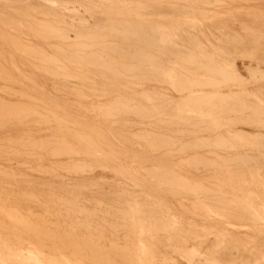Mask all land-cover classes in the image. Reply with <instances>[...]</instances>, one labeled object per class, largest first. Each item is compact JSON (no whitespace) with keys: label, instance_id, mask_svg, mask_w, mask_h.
<instances>
[{"label":"rangeland","instance_id":"obj_1","mask_svg":"<svg viewBox=\"0 0 264 264\" xmlns=\"http://www.w3.org/2000/svg\"><path fill=\"white\" fill-rule=\"evenodd\" d=\"M109 42L148 54L127 60ZM0 64V264H264V0H0Z\"/></svg>","mask_w":264,"mask_h":264},{"label":"bare ground","instance_id":"obj_2","mask_svg":"<svg viewBox=\"0 0 264 264\" xmlns=\"http://www.w3.org/2000/svg\"><path fill=\"white\" fill-rule=\"evenodd\" d=\"M1 1H2V0H1ZM11 1H12V0H11ZM34 1H35V0H34ZM71 1H72V0H71ZM37 2H38V1H37ZM40 2H41V1H40ZM129 3H130V2H129ZM81 4H82V3H81ZM33 5H35V4H33ZM44 5H46V4H44ZM37 6H38V5H37ZM87 6H88V5H87ZM90 6H91V4H90ZM24 7H25V6H24ZM27 7H28V5H27ZM31 7H32V6H31ZM38 7H39V6H38ZM91 7H93V6H91ZM106 7H107V6H106ZM28 8H29V7H28ZM93 8H94V7H93ZM93 8H92V9H93ZM34 9H35V6H34ZM4 10L6 11V9H4ZM13 10H15V9H13ZM19 10H20V9H19ZM19 10H18V11H19ZM29 10H30V8H29ZM40 10H41V9H40ZM43 10H44V9H43ZM95 10H98V9L96 8ZM101 10H102V9H101ZM101 10H100V11H101ZM11 11H12V9H11ZM38 11H39V10H38ZM46 11H48V10H46ZM46 11L44 12V14L46 13ZM75 11H76V10H75ZM78 11H79V10H78ZM111 11H112V10H111ZM6 12H7V11H6ZM23 12H24V11H23ZM23 12H21V13H23ZM34 12H35V11H34ZM39 12H40V11H39ZM55 12H56V11H55ZM79 12H80V11H79ZM79 12H77V13H79ZM141 12H142V11H141ZM200 12H201V11H200ZM4 13H5V12H4ZM10 13H11V12H10ZM15 13L17 14V12H15ZM19 13H20V12H19ZM24 13H25V12H24ZM24 13H23V14H24ZM32 13H33V12H32ZM49 13H50V12H49ZM52 13H53V11H52ZM73 13H74V12H73ZM86 13H87V12H86ZM40 14H41V12H40ZM46 14H47V13H46ZM53 14H54V13H53ZM56 14H58V13H56ZM75 14H76V13H75ZM75 14H73V15H75ZM83 14H84V12H83ZM87 14H88V13H87ZM139 14H140V13H139ZM25 15H26V14H25ZM36 15H37V14H36ZM42 15H43V14H42ZM48 15H50V14H48ZM60 15H61V14H60ZM60 15H59V16H60ZM68 15H69V14H68ZM84 15H85V14H84ZM84 15H83V16H84ZM92 15H93V14H92ZM92 15H91V16H92ZM7 16H8V15H7ZM13 16H14V14H13ZM15 16H16V15H15ZM26 16H31V17H32L31 19H33V16H34V15L32 16V15H30V13H29V15H26ZM45 16H46V15H45ZM57 16H58V15H57ZM64 16H65V15H64ZM99 16H100V15H99ZM105 16H106V15H105ZM252 16H253V15H252ZM8 17H9V16H8ZM19 17H21V16H19ZM24 17H25V16H24ZM43 17H44V16H43ZM51 17H52V16H51ZM53 17H55V15H53ZM74 17L76 18V16H74ZM74 17H73V18H74ZM84 17H85V16H84ZM9 18H10V17H9ZM11 18H12V17H11ZM29 18H30V17H29ZM34 18H35V17H34ZM36 18H38V17L36 16ZM47 18H48V17H47ZM65 18H66V17H65ZM85 18H86V17H85ZM90 18H91V17H90ZM95 18L97 19V17H95ZM13 19H14V18H13ZM54 19H56V18H54ZM78 19L80 20V18H78ZM82 19H84V18H82ZM98 19H99V18H98ZM16 20H21V19H16ZM24 20H25V19H24ZM33 20H34V19H33ZM56 20H58V19H56ZM60 20H61V19H60ZM60 20H59V21H60ZM62 20H63V19H62ZM62 20H61V21H62ZM84 20H85V19H84ZM88 20H89V19H88ZM100 20H101V19H100ZM114 20H115V19H114ZM30 21H32V20H30ZM54 21H55V20H54ZM81 21H82V20H81ZM95 21H96V20H95ZM106 21H107V20H106ZM9 22H10V21H9ZM21 22H22V20H21ZM23 22H24V21H23ZM82 22H84V21H82ZM100 22H101V21H100ZM100 22H99V23H100ZM107 22H108V21H107ZM117 22H118V21H117ZM27 23H28V22H27ZM35 23H36V22H35ZM63 23H64V21H63L61 24H60V23H59V24H60V25H63ZM72 23H73V22H72ZM75 23H76V22H75ZM78 23H80V22H78ZM23 24H24V23H23ZM25 24H26V23H25ZM56 24H57V23H56ZM69 24H70V23H69ZM73 24H74V23H73ZM86 24H87V21H86ZM94 24H95V23H94ZM94 24H93V25H94ZM100 24H101V23H100ZM43 25H44V24H43ZM57 25H58V24H57ZM64 25H67V24H64ZM76 25H78V24H76ZM81 25H82V24H80V27H81ZM103 25H104V23H103ZM103 25H102V26H103ZM122 25H123V24H122ZM22 26H23V25H22ZM30 26H31V23H30ZM30 26H27V27L31 28ZM46 26H47V24H46ZM49 26H50V25H49ZM51 26H52V25H51ZM51 26H50V28H51ZM83 26H84V25H83ZM98 26H99V25H98ZM135 26H136V25H135ZM184 26H185V25H184ZM27 27H26V29H27ZM58 27H59V26H58ZM69 27H70V25H69ZM123 27H124V26H123ZM140 27H141V26H140ZM145 27H146V26H145ZM187 27H189V26H187ZM41 28H42V27H41ZM52 28H53V27H52ZM65 28H66V27H65ZM65 28H64V29H65ZM73 28H74V27H73ZM76 28H77V27H76ZM83 28H84V27H83ZM103 28H104V27H103ZM107 28H108V27H107ZM124 28H125V27H124ZM141 28H142V30L144 29L143 27H141ZM191 28H192V27H191ZM45 29H46V28H45ZM62 29H63V28H62ZM69 29H70V28H69ZM69 29H68V30H69ZM71 29H72V27H71ZM79 29H80V28H79ZM79 29L77 30V32L80 31ZM86 29H87V28H86ZM88 29H89V28H88ZM109 29H110V28H109ZM112 29H113V28H112ZM28 30H29V29H28ZM36 30H37V29H36ZM42 30H43V29H42ZM53 30H54V28H53ZM56 30H57V29H56ZM84 30H85V29H84ZM105 30H106V28H105ZM105 30H104V31H105ZM121 30H122V29H121ZM121 30H120V32H121ZM127 30H130V29H127ZM147 30L150 31L149 29H147ZM192 30H193V29H192ZM31 31H32V30H31ZM48 31H49V28H48ZM60 31H61V30H60ZM73 31H74V30H73ZM99 31H100V30H99ZM102 31H103V30H102ZM116 31H117V30H116ZM196 31H197V30H196ZM196 31H195V32H196ZM219 31H220V30H219ZM219 31H218V32H219ZM251 31H252V30H251ZM35 32H36V31H35ZM44 32H45V31H44ZM46 32H47V31H46ZM46 32H45V33H46ZM62 32H63V31H61V33H62ZM85 32H86V31H85ZM90 32H92V30H90ZM90 32H89V33H90ZM93 32H94V31H93ZM97 32H98V31H97ZM111 32H112V31H111ZM114 32H115V31H114ZM153 32H154V34L158 35V37H159V36H161L162 38H163V37H165V38L168 37V36H166V34H167V31H166V30H162V29H160V28H156V30H154ZM221 32H222V31H221ZM37 33H38V32H37ZM45 33H44V34H45ZM55 33H56V32H55ZM55 33H53V34H55ZM65 33H66V32H65ZM68 33H69V31H68ZM70 33H71V32H70ZM80 33H81V32H80ZM104 33H105V32H104ZM122 33H123V32H122ZM122 33H121V38L123 37L122 35H124V34H122ZM132 33H133V31H132ZM140 33H141V30H140ZM150 33H151V32H150ZM175 33H176V32H175ZM184 33H185V32H184ZM186 33H187V32H186ZM49 34H50V32H49ZM51 34H52V33H51ZM115 34H116V36H117V33H115ZM115 34H114V35H115ZM128 34H129V33L127 32L126 35H124V36H126L125 38H126L129 42H137V43H138L139 41H142V38H141V40H140V38H139V39L136 41L137 38L135 39L134 37H127V36H131V34H129V35H128ZM137 34H138V33H137ZM36 35L39 36V34H36ZM55 35H56V34H55ZM55 35H53V36H55ZM61 35H62V34H61ZM66 35H67V34H66ZM66 35H65V37H66ZM74 35H76V33H75ZM78 35L80 36L81 34H78ZM102 35H103V36L105 35V37L108 36L107 32H106V34H102ZM109 35H110V37H111L110 39H115V38H112V33L109 32ZM114 35H113V36H114ZM143 35H144V33H142V37H144ZM168 35H170V34H168ZM210 35H211V34H210ZM50 36H51V35H50ZM58 36H59V35H58ZM99 36H100V35H99ZM134 36H135V33H134ZM150 36H151V35H150ZM44 37H45V36H44ZM55 37H56V36H55ZM55 37H54V38H55ZM62 37H63V36H62ZM77 37H78V36H77ZM82 37H84V35H82ZM87 37H88V36H87ZM87 37H86V38H87ZM118 37H120V34H119ZM136 37H138V36H136ZM158 37H157V38H158ZM41 38H42V37H41ZM66 38H67V37H66ZM69 38H71V37H69ZM78 38H79V37H78ZM89 38H90V36H89ZM99 38H100V37H99ZM103 38H104V37H103ZM123 38H124V37H123ZM123 38H122V39H123ZM129 38H130V39H129ZM155 38H156V37H155ZM46 39H47V38H46ZM46 39H45V40H46ZM48 39H50V38H48ZM63 39H64V37H63ZM81 39H82V38H81ZM81 39H80V40H81ZM84 39H85V38H84ZM118 39H119V38H118ZM146 39H147V36H145L143 40H145V42L148 43V41H146ZM160 39H161V38H160ZM17 40H18V39H17ZM17 40H16V42H18ZM23 40H24V39H23ZM45 40H43V41H45ZM86 40H87V39H86ZM90 40H91V39H90ZM93 40H94V39H93ZM95 40H96V38H95ZM105 40H106V38H105ZM116 40H117V38H116ZM119 40H120V39H119ZM131 40H132V41H131ZM150 40H151V39H150ZM166 40H168V39H166ZM205 40H206V39H205ZM218 40H219V39H218ZM13 41H14V40H13ZM50 41H51V40H50ZM62 41H63V40H62ZM65 41H66V40H65ZM87 41H89V40H87ZM128 41H127V42H128ZM155 41H156V40H155ZM155 41H154V42H155ZM168 41H169V40H168ZM170 41H171V40H170ZM170 41H169V42H170ZM16 42H15V43H16ZM92 42H93V41H92ZM96 42H98V41H96ZM122 42H123V41H122ZM145 42H144V43H145ZM11 43H12V42H11ZM70 43H71V42H70ZM112 43H113V42H112ZM115 43H116V42H115ZM150 43L153 44L152 42H150ZM155 43H156V44H154V45H157V42H155ZM162 43H163V42H162ZM199 43H200V42H199ZM12 44H13V43H12ZM60 44H61V43H60ZM83 44H84V43H83ZM102 44H103V43H102ZM104 44H105V43H104ZM106 44H107V43H106ZM109 44H110V42H109ZM145 44H146V43H145ZM165 44H166V43H165ZM58 45H59V44H58ZM73 45H74V44H73ZM92 45H93V44H92ZM97 45H98V44H97ZM99 45H100V44H99ZM115 45H116V44H115ZM115 45H114V46H115ZM118 45H119V44H118ZM132 45H134V44H132ZM132 45H131V47H129V46L112 47L111 44H110L111 47H110V46L105 47L106 45H105V46L103 45V48H104V50H105V49H106V50H109V48H110L111 50L113 49L112 51H111V50H109V51H106V50H105V51H106V52H109V53H110V52H111V53L114 52L115 54H119L121 58L124 57V59H127V60L132 59V60H134V61H135V58H138V60H140V59L142 58L143 53H144L145 55L148 54V52L145 53V50H144V52H143V48L140 49L137 45H136L137 47H136L135 45H134V46H132ZM138 45H139V44H138ZM143 45H144V44H142V46H143ZM146 45H147V44H146ZM161 45H162V44H161ZM16 46H17V45H16ZM68 46H69V45H67L66 47H68ZM71 46H72V45H71ZM85 46H86V45H85ZM93 46H94V45H93ZM93 46H91V47H93ZM101 46H102V45H101ZM147 46H149V45H147ZM150 46H151V45H150ZM55 47H56V45H55ZM81 47H83L82 44H81ZM81 47H80V48H81ZM86 47H89V46L87 45ZM108 47H109V48H108ZM181 47H182V46H180V48H181ZM17 48H18V47H17ZM75 48H78V46H77V47H74L73 49H75ZM95 48H98V47H95ZM103 48H102V50H103ZM154 48H155V47H154ZM158 48H159V47H158ZM163 48H164V47H163ZM165 48H166V47H165ZM180 48H179V49H180ZM199 48H200V47H199ZM39 49H40V48H39ZM55 49H56V48H55ZM71 49H72V47H71ZM73 49H72V50H73ZM86 49H87V48H86ZM139 49L142 50V51H140ZM144 49H145V48H144ZM19 50H20V49H19ZM41 50H43V49H41ZM56 50H57V49H56ZM84 50H85V48H84ZM146 50H147V49H146ZM166 50H167V49H166ZM38 51H39V50H38ZM86 51H87V50H86ZM99 51H100V50H99ZM153 51H154V50H153ZM153 51H152V52H153ZM216 51H217V50H216ZM19 52H20V51H19ZM45 52H46V51H45ZM47 52H48V51H47ZM66 52H67V51H66ZM79 52H81V51H79ZM79 52H78V53H79ZM139 52H140V53H139ZM141 52H143V53L141 54ZM158 52H159V51H158ZM170 52H171V51H170ZM172 52H173V51H172ZM174 52H175V51H174ZM180 52H181V51H180ZM202 52H203V51H202ZM86 53H87V52H86ZM86 53H85V54H86ZM101 53H102V51H101ZM150 53H151V52H150ZM150 53H149V54H150ZM155 53H156V52H155ZM155 53L153 54V56L155 55ZM160 53H161V52H160ZM160 53H159V54H160ZM183 53H184V52H183ZM28 54H29V53H28ZM37 54H39V53L37 52ZM37 54H36V55H37ZM41 54H42V53H41ZM69 54H70V52H69ZM71 54H72V53H71ZM73 54H74V53H73ZM75 54H77V53H75ZM83 54H84V53H83ZM91 54H92V53H91ZM94 54H95V53H94ZM94 54H93V56H94ZM96 54H97V52H96ZM151 54H152V53H151ZM151 54H150V55H151ZM163 54H164V53H163ZM163 54H162V55H163ZM172 54H173V53H172ZM39 55H40V54H39ZM63 55H64V53H63ZM65 55H66V54H65ZM77 55H79V54H77ZM104 55H105V54H104ZM111 55H112V54H111ZM111 55H110V56H111ZM150 55H149V56H150ZM160 55H161V54H160ZM168 55H169V54H168ZM168 55H167V56H168ZM185 55H186V54H185ZM187 55H188V54H187ZM46 56H47V55H46ZM66 56H67V55H66ZM66 56H63V58L66 57ZM74 56H75V55H74ZM81 56H82V55H81ZM81 56H80V57H81ZM84 56H85V55H84ZM89 56H90V55L88 54L87 57H89ZM106 56H107V54H106ZM110 56H109V54H108V56H107V57H109V60H110L111 57H112V56H111V57H110ZM114 56H115V55H114ZM153 56H152V57H153ZM44 57H45V56H44ZM68 57L70 58L69 55H68ZM72 57H73V55H72ZM72 57H71V60H73V58H75L76 56L73 57V58H72ZM77 57L79 58V56H77ZM87 57H84V58H87ZM107 57H106V58H107ZM139 57H140V59H139ZM143 57H144V55H143ZM145 57H146V56H145ZM165 57H166V56H165ZM169 57H170V56H169ZM173 57H174V56H173ZM153 58H154V57H153ZM166 58H167V57H166ZM178 58H179V57H178ZM245 58H246V57H245ZM36 59H37V58H36ZM67 59H68V58H67ZM80 59H81V58H80ZM80 59H78V60H80ZM88 59H89V58H88ZM88 59H87V61H88ZM118 59H120V58H118ZM124 59H123V60H124ZM147 59L149 60L150 57L147 58ZM151 59H152V58H151ZM235 59H236V58H235ZM89 60H90V59H89ZM93 60H94V59H93ZM93 60H92V61H93ZM107 60H108V59H107ZM112 60H113V57H112L111 61H112ZM136 60H137V59H136ZM138 60H137V62H138ZM142 60H143V59H142ZM142 60H141V61H142ZM148 60H147V61H148ZM161 60H162V59H161ZM185 60H186V59H185ZM233 60H234V59H233ZM51 61H52V60H51ZM75 61H76V60H75ZM80 61H81V60H80ZM98 61H99V60H98ZM111 61H110V62H111ZM113 61H114V60H113ZM147 61H145L144 63H146ZM157 61H159V60H157ZM157 61H156V62H157ZM163 61H164V60H163ZM166 61H167V60H166ZM168 61H169V60H168ZM99 62H100V61H99ZM105 62H106V61L104 60V63H105ZM110 62H109V65L111 64ZM148 62H149V61H148ZM150 62H151V61H150ZM152 62H153V61H152ZM152 62H151V63H152ZM160 62L162 63V61H160ZM173 62H174V61H173ZM49 63H50V62H49ZM76 63H77V62H76ZM79 63H80V62H79ZM79 63H78V64H79ZM91 63H92V62H91ZM91 63H90V64H91ZM94 63H96V61H95ZM115 63H116V61H115ZM138 63H140V62H138ZM141 63H143V62H141ZM158 63H159V62H158ZM158 63H157L156 66H158ZM163 63H164V62H163ZM182 63H183V62H182ZM11 64H12V63H11ZM20 64H21V63H20ZM99 64H100V63H99ZM116 64H117V63H116ZM149 64H150V63H149ZM164 64H165V63H164ZM0 65L3 66L2 64H0ZM22 65H23V64H22ZM34 65H35V64H34ZM79 65H80V64H79ZM81 65H82V62H81ZM83 65H84V64H83ZM91 65H92V64H91ZM93 65H95V64H93ZM93 65H92V66H93ZM104 65H105V64H104ZM104 65H101V67L103 66V69H104ZM146 65H147V63H146ZM150 65H151V64H150ZM160 65H161V64H160ZM166 65H167V64H166ZM14 66H15V65H14ZM87 66H88V65H87ZM96 66H97V65H96ZM107 66H108V65H106V67H107ZM110 66H111V65H110ZM112 66H113V65H112ZM127 66H128V65H127ZM152 66H154V65L152 64ZM164 66H165V65H164ZM188 66H189V65H188ZM202 66H203V65H202ZM125 67H126V66H125ZM125 67H124V68H125ZM129 67H130V66H129ZM146 67H147V66H146ZM150 67H151V66H150ZM38 68H39V67H38ZM107 68H108V67H107ZM109 68H110V67H109ZM116 68H117V67H116ZM158 68H159V67H158ZM158 68H157V69H158ZM160 68H161V67H160ZM162 68H163V65H162ZM184 68H185V67H184ZM216 68H217V67H216ZM135 69H136V68H135ZM137 69H138V68H137ZM204 69H205V68H204ZM218 69H219V68H218ZM6 70H7V69H6ZM49 70H50V69H49ZM62 70H63V69H62ZM106 70H108V69H106ZM106 70H105V71H106ZM126 70H128V69L126 68ZM129 70H130V68H129ZM133 70H134V69H133ZM140 70H141V69H140ZM140 70H138V71H140ZM155 70H156V69H154V71H155ZM190 70H191V69H190ZM194 70H195V69H194ZM50 71H51V70H50ZM110 71H111V70H110ZM112 71H115V70H112ZM136 71H137V70H136ZM141 71L144 72V70H141ZM141 71H140V72H141ZM147 71H148V70H147ZM150 71H151V70H150ZM158 71H159V69H158ZM178 71H179V70H178ZM215 71H216V70H215ZM226 71H227V70H226ZM42 72H43V71H42ZM123 72H124V71H123ZM131 72H132V71H131ZM151 72H152V71H151ZM151 72H148V73H151ZM25 73H26V72H25ZM121 73H122V72H121ZM158 73H159V72H158ZM186 73H187V72H186ZM255 73H256V72H255ZM1 74H2V73H1ZM8 74H9V73H8ZM131 74H132V73H131ZM155 74H157V72H155ZM159 74H160V73H159ZM161 74H162V73H161ZM161 74H160V75H161ZM5 75H7V74H5ZM107 75H108V74H107ZM118 75H119V74H118ZM149 75H150V74H149ZM151 75H152V74H151ZM160 75H159V76H160ZM9 76H10V75H9ZM11 76H12V75H11ZM11 76H10V77H11ZM51 76H52V75H51ZM135 76H136V75H135ZM138 76H139V75H138ZM138 76H137V77H138ZM152 76H153V75H152ZM152 76H151V77H152ZM225 76H226V74H225ZM260 76H261V75H260ZM10 77H9V78H10ZM54 77H55V76H54ZM63 77H64V76H63ZM67 77H68V76H67ZM117 77H118V76H117ZM123 77H124V76H123ZM127 77H129V76H127ZM130 77H131V79H132V76H130ZM140 77H141V76H140ZM142 77H143V76H142ZM146 77H147V76H146ZM155 77H158V76H155ZM155 77L153 76V78H155ZM239 77H240V76H239ZM262 77H263V76H262ZM25 78H26V77H25ZM134 78H135V77H134ZM149 78H150V77H149ZM158 78H162V77H158ZM158 78H155V79H158ZM226 78H227V76H226ZM229 78H230V77H229ZM250 78H251V77H250ZM0 79H1V78H0ZM11 79H12V78H11ZM29 79H30V78H29ZM70 79H71V78H70ZM138 79H141V78H138ZM143 79H144V77H143ZM151 79H152V78H151ZM151 79H150V81H151ZM163 79H166V78H163ZM163 79H161V80H163ZM4 80H5V79H4ZM31 80H32V79H31ZM31 80H30V81H31ZM37 80H38V79H37ZM90 80H91V79H90ZM241 80H242V79H241ZM11 81H12V80H11ZM15 81H16V80H15ZM143 81H144V80H143ZM145 81H146V80H145ZM178 81H179V80H178ZM13 82H14V81H12V83H13ZM153 82H154V81H153ZM156 82H158V81L156 80ZM159 82H160V80H159ZM161 82H162V81H161ZM165 82H166V81H165ZM211 82H212V81H211ZM234 82H235V81H234ZM12 83H11V84H12ZM36 83H37V82H36ZM214 83H215V82H214ZM17 84H19V83H17ZM163 84H164V83H163ZM185 84H186V83H185ZM209 84H210V83H209ZM19 85H20V84H19ZM187 86H188V85H187ZM5 87H6V86H5ZM10 87H11V86H10ZM180 87H181V86H180ZM194 87H195V86H194ZM6 88H7V87H6ZM197 88H198V87H197ZM4 89H5V88H4ZM17 89H18V88H17ZM20 90H21V89H20ZM186 90H187V89H186ZM186 90H185V91H186ZM188 90H189V89H188ZM10 91H11V90H10ZM15 92H16V90H15ZM243 92H244V91H243ZM3 93H4V92H3ZM24 93H25V92H24ZM63 93H64V92H63ZM5 94H6V93H5ZM26 94H28V93H26ZM213 94H214V93H213ZM15 95H16V94H15ZM235 95H236V94H235ZM214 96H215V95H214ZM26 97H27V96H26ZM138 97H140V96H138ZM145 97H146V96H145ZM198 97H199V96H198ZM31 98H33V97H31ZM83 98H84V97H83ZM89 98H90V97H89ZM119 98H120V97H119ZM146 98H147V97H146ZM146 98H145V99H146ZM204 98H205V97H204ZM210 98H211V97H210ZM215 98H216V97H215ZM129 99H130V98H128V100H129ZM136 99H137V98H136ZM197 99H198V98H197ZM154 100H155V98H154ZM200 100H201V99H200ZM132 101H134V100H132ZM17 102H18V101H17ZM20 102H21V101H20ZM37 102H38V101H37ZM42 102H43V101H42ZM129 102H130V101H129ZM151 102H153V101H151ZM164 102H166V101H164ZM119 103H120V102H119ZM131 103H132V102H131ZM134 103H135V102H134ZM137 103H138V102H137ZM182 103H183V102H182ZM20 104H21V103H20ZM22 104H23V103H22ZM44 104H45V103H44ZM126 104H128V103H126ZM179 104H180V103H179ZM4 105H5V104H4ZM9 105H10V104H9ZM26 105H27V104H26ZM37 105H38V104H37ZM120 105H121V104H120ZM165 105H166V104H165ZM174 105H175V103H174ZM191 105H192V104H191ZM12 106H13V105H12ZM27 106H28V105H27ZM92 106H93V105H92ZM125 106H126V105H124V108H125ZM128 106H130V103L128 104ZM208 106H209V105H208ZM8 107H9V106H8ZM16 107H17V106H16ZM18 107H19V106H18ZM18 107H17V108H18ZM126 107H127V106H126ZM130 107H131V106H130ZM156 107H157V106H156ZM9 108H10V107H9ZM28 108H29V107H28ZM97 108H98V107H97ZM112 108H113V107H112ZM128 108H129V107H128ZM159 108H160V107H159ZM2 109H3V108H2ZM10 109H11V108H10ZM33 109H34V108H33ZM41 109H42V108H41ZM125 109H126L125 111L127 112V108H125ZM132 109H133V108H132ZM137 109H138V108H137ZM149 109H150V108H149ZM27 110H29L28 112H29V114H30V109H27ZM31 110H32V109H31ZM42 110H43V109H42ZM108 110H109V109H108ZM111 110H112V109H111ZM115 110L117 111V109H115ZM128 110H129V109H128ZM23 111H24V110H23ZM94 111H95V110H94ZM180 111H181V110H180ZM204 111H205V110H204ZM242 111H243V110H242ZM2 112H3V111H2ZM19 112H20V111H19ZM28 112H27V113H28ZM108 112H109V111H108ZM114 112H115V111H113V113H114ZM136 112H137V111H136ZM138 112H139V111H138ZM7 113H8V112H7ZM9 113H10V112H9ZM23 113H24V112H23ZM23 113H21V114H23ZM47 113H48V112H47ZM95 113H96V112H95ZM95 113H94V114H95ZM119 113H120V112H119ZM127 113H128V112H127ZM140 113H141V112H140ZM239 113H240V112H239ZM3 114H5V112H4ZM18 114H19V113H18ZM25 114H26V113H25ZM32 114H33V113H32ZM135 114H136V113H135ZM148 114H149V113H148ZM164 114H165V113H164ZM174 114H175V113H174ZM182 114H183V113H182ZM187 114H188V113H187ZM27 115H28V114H27ZM27 115H26V116H27ZM34 115H35V114H34ZM34 115H33V117H35ZM36 115H37V114H36ZM43 115H44V114H43ZM52 115H53V114H52ZM57 115H58V114H57ZM108 115H110V114H108ZM119 115H120V114H119ZM159 115H160V114H159ZM0 116H1V115H0ZM16 116H17V113H16ZM19 116H20V114H19ZM19 116H18V117H19ZM24 116H25V115H24ZM28 116H29V115H28ZM98 116H99V115H98ZM111 116H112V115H111ZM111 116H110V117H111ZM117 116H118V115H117ZM162 116H163V115H162ZM170 116H171V115H170ZM243 116H244V115H243ZM18 117H17V118H18ZM30 117H31V116H30ZM33 117H32V118H33ZM62 117H63V116H62ZM187 117H188V116H187ZM5 118H6V116H5ZM12 118H13V117H12ZM26 118H28V117H26ZM26 118H25V119H26ZM35 118H36V117H35ZM35 118H33V119H35ZM40 118H41V117H40ZM44 118H45V117H44ZM49 118H50V117H49ZM60 118H61V117H60ZM104 118H105V117H104ZM159 118H160V117H159ZM10 119H11V118H10ZM13 119H14V118H13ZM22 119H23V118H22ZM22 119H21V120H22ZM46 119H47V118H46ZM61 119H62V118H61ZM233 119H234V118H233ZM236 119H237V118H236ZM250 119H251V118H250ZM11 120H12V119H11ZM37 120H38V118H37ZM47 120H49V119H47ZM226 120H227V119H226ZM238 120H239V119H238ZM242 120H243V119H242ZM244 120H245V119H244ZM14 121H15V120H14ZM23 121H24V119H23ZM28 121H29V120H28ZM50 121L53 122L52 120H50ZM57 121H58V120H57ZM240 121H241V120H240ZM240 121H239V122H240ZM251 121H252V120H251ZM29 122H31V120H30ZM33 122H34V121H33ZM45 122H46V121H45ZM48 122H49V121H48ZM127 122H129V121H127ZM229 122H230V121H229ZM4 123H5V122H4ZM4 123H3V124H4ZM170 123H171V122H170ZM187 123H189V122H187ZM209 123H210V122H209ZM227 123H228V122H227ZM242 123H243V122H242ZM245 123H246V122H245ZM258 123H259V122H258ZM1 124H2V121L0 122V125H1ZM8 124H9V122H8ZM26 124H27V123H26ZM77 124H78V123H77ZM238 124H239V123H238ZM251 124H252V123H251ZM254 124H255V123H254ZM22 125H23V124H22ZM69 125H70V124H69ZM197 125H198V124H197ZM255 125L257 126V124H255ZM1 126H2V125H1ZM14 126H16V125H14ZM192 126H193V125H192ZM208 126H209V125H208ZM252 126H253V124H252ZM3 127H4V126H3ZM81 127H82V126H81ZM171 127H172V126H171ZM69 128H70V127H69ZM71 128H72V127H71ZM99 128H100V127H99ZM75 132H76V131H75ZM183 132H184V131H183ZM193 132H194V131H193ZM109 133H110V132H109ZM139 133H140V132H139ZM143 133H144V132H143ZM147 134H148V132H147ZM182 134H183V133H182ZM216 135H217V134H216ZM15 136H16V135H15ZM56 136H57V135H56ZM262 136H263V135H262ZM5 137H6V136H5ZM5 137H4V138H5ZM16 137H17V136H16ZM20 137H21V136H20ZM80 137H81V136H80ZM87 137H88V136H87ZM256 137H257V135H256ZM258 137H259V136H258ZM9 138H10V137H9ZM9 138H8V139H9ZM28 138H29V137H28ZM89 138H90V135H89ZM89 138H88V139H89ZM225 138H226V137H225ZM23 139H24V138H23ZM41 139H42V138H41ZM49 139H50V137H49ZM56 139H57V138H56ZM59 139H60V138H59ZM62 139H63V138H62ZM74 139H75V138H74ZM144 139H145V138H144ZM257 139H258V138H257ZM19 140H20V139H19ZM27 140H28V139H27ZM30 140H31V139H30ZM42 140H43V139H42ZM46 140H47V139H46ZM80 140H81V139H80ZM80 140H79V141H80ZM86 140H87V139H86ZM90 140H91V139H90ZM147 140H148V139H147ZM196 140H197V139H196ZM208 140H209V139H208ZM208 140H207V141H208ZM227 140H228V139H227ZM235 140H236V139H235ZM235 140H234V141H235ZM237 140H238V139H237ZM244 140H245V138H244ZM33 141H34V140H33ZM33 141H32V142H33ZM36 141H37V140H36ZM44 141H45V140H43V142H44ZM50 141H51V140H50ZM63 141H64V140H63ZM88 141H89V140H88ZM158 141H159V140H158ZM164 141H165V140H164ZM246 141H247V140H246ZM261 141H262V140H261ZM11 142H12V141H11ZM11 142H10V143H11ZM13 142H14V141H13ZM15 142H16V140H15ZM38 142H39V141H38ZM38 142H37V143H38ZM60 142H61V144H62V141H60ZM174 142H175V141H174ZM215 142H216V141H215ZM26 143H27V142H26ZM39 143H40V142H39ZM46 143H47V142H46ZM56 143H57V142H56ZM56 143H55V144H56ZM177 143H178V142H177ZM202 143H203V142H202ZM204 143H206V142H204ZM209 143H210V140H209ZM221 143H222V142H221ZM239 143H240V142H239ZM257 143H258V142H257ZM8 144H9V143H8ZM23 144H25V143H23ZM23 144H22V145H23ZM31 144H32V143H31ZM43 144H44V143H43ZM58 144H60V143H58ZM61 144H60V145H61ZM156 144H157V143H156ZM187 144H188V143H187ZM193 144H194V143H193ZM215 144H216V143H215ZM218 144H219V142H218ZM250 144H251V143H250ZM262 144H263V143H262ZM20 145H21V144H20ZM36 145H37V144H36ZM36 145H35V146H36ZM45 145H47V144H45ZM49 145H50V144H49ZM51 145H52V143H51ZM51 145H50V146H51ZM53 145H54V144H53ZM64 145H65V144H64ZM147 145H148V144H147ZM184 145H185V144H184ZM188 145H189V144H188ZM223 145H224V144H223ZM246 145H247V144H246ZM47 146H48V145H47ZM50 146H49V147H50ZM54 146H55V145H54ZM54 146H53V147H54ZM58 146H59V145H58ZM61 146H62V145H61ZM208 146H209V144H208ZM215 146H216V145H215ZM215 146H214V147H215ZM241 146H242V145H241ZM263 146H264V145H263ZM26 147H27V146H26ZM59 147H60V146H59ZM62 147H63V146H62ZM62 147H60V149H61ZM65 147H67V146H65ZM68 147H69V146H68ZM75 147H77V146H75ZM93 147H94V146H93ZM165 147H166V146H165ZM190 147H191V146H190ZM193 147H194V146H193ZM233 147H234V146H233ZM239 147H240V146H239ZM10 148H11V147H10ZM23 148H24V147H23ZM38 148H39V147H38ZM51 148H52V146H51ZM55 148H56V147H55ZM57 148H58V147H57ZM57 148H56V149H57ZM77 148H78V147H77ZM199 148H200V147H199ZM208 148H211V147H208ZM212 148H213V147H212ZM229 148H230V147H229ZM237 148H238V147H237ZM26 149H27V148H26ZM34 149H35V148H34ZM43 149H44V148H43ZM56 149H55V150H56ZM151 149H152V148H151ZM206 149H207V148H206ZM5 150H6V149H5ZM40 150H41V148H40ZM47 150H48V149H46V151H47ZM57 150H59V149H57ZM65 150H66V149H65ZM69 150H70V149H69ZM73 150H74V149H73ZM73 150H72V151H73ZM225 150H226V149H225ZM6 151H7V150H6ZM21 151H22V150H21ZM70 151H71V150H70ZM70 151H69V152H70ZM152 151H153V150H152ZM169 151H170V150H169ZM176 151H177V150H176ZM7 152H8V151H7ZM15 152H16V151H15ZM50 152H51V151H50ZM73 152H74V151H73ZM75 152H76V151H75ZM170 152H171V151H170ZM189 152H190V151H189ZM35 153H36V152H35ZM76 153H78V152H76ZM76 153H74V154H76ZM85 153H86V152H85ZM180 153H181V152H180ZM211 153H212V152H211ZM12 154H13V153H12ZM62 154H64V153H62ZM80 154H82V153H80ZM212 154H213V153H212ZM33 155H34V154H33ZM38 155H40V154H38ZM113 155H114V154H113ZM199 155H200V154H199ZM53 156H54V154H53ZM69 156H70V154H69ZM88 156H89V155H88ZM162 156H163V155H162ZM33 157H34V156H33ZM33 157H32V159H33ZM42 157H43V156H42ZM66 157H67V156H66ZM94 157H95V156H94ZM164 157H165V156H164ZM203 157H204V156H203ZM234 157H235V156H234ZM50 158H51V157H50ZM193 158H194V157H193ZM209 158H210V157H209ZM114 159H115V158H114ZM183 159H184V158H183ZM187 159H189V158H187ZM214 159H215V158H214ZM221 159H222V158H221ZM228 159H229V158H228ZM232 159H233V158H232ZM243 159H244V158H243ZM184 160H185V159H184ZM212 160H213V159H212ZM215 160H216V159H215ZM219 160H220V159H219ZM238 160H241V159L239 158ZM238 160H237V161H238ZM246 160H247V159H246ZM256 160H257V159H256ZM263 160H264V159H263ZM230 161H231V160H230ZM230 161H229V162H230ZM243 161H244V160H243ZM81 162H82V161H81ZM178 162H179V161H178ZM184 162H185V161H184ZM241 162H242V161H241ZM244 162H245V161H244ZM244 162H243V163H244ZM82 163H83V162H82ZM186 163H187V162H186ZM197 163H198V162H197ZM203 163H204V161H203ZM227 163H228V162H227ZM234 163H235V162H234ZM23 164H24V163H23ZM25 164H26V163H25ZM96 164H97V163H96ZM210 164H212V163H210ZM229 165H230V164H229ZM248 165H249V164H248ZM3 166H4V165H3ZM190 166H191V165H190ZM192 166H193V165H192ZM195 166H196V165H195ZM208 166H209V165H208ZM214 166H215V165H214ZM218 166H220V165H218ZM203 167H204V165H203ZM232 167H233V166H232ZM234 167H235V166H234ZM255 167H256V166H255ZM46 168H49V167H46ZM66 168H67V167H66ZM123 168H124V167H123ZM152 168H153V167H152ZM196 168H198V166H197ZM196 168H194V169H196ZM200 168H201V167H200ZM207 168H209V167H207ZM210 168H211V167H210ZM220 168H221V166H220ZM220 168H219V169H220ZM229 168H230V167H229ZM133 169H134V168H133ZM142 169H143V168H142ZM142 169H141V170H142ZM185 169H186V168H185ZM216 169H217V168H216ZM257 169H258V168H257ZM51 170H52V169H51ZM65 170H66V169H65ZM73 170H75V169H73ZM88 170H89V169H88ZM171 170H172V169H171ZM0 171H1V170H0ZM2 171H3V170H2ZM2 171H1V172H2ZM12 171H13V170H12ZM46 171H47V170H46ZM134 171H135V170H134ZM143 171H144V170H143ZM198 171H200V170H198ZM201 171H202V170H201ZM211 171H212V170H211ZM262 171H263V170H262ZM5 172H6V171H5ZM2 173H3V172H2ZM2 173H1V175H2ZM10 173H11V172H10ZM17 173H18V172H17ZM68 173H69V172H68ZM120 173H121V172H120ZM226 173H227V172H226ZM6 174H7V173H6ZM169 174H170V173H169ZM230 174H231V173H230ZM10 175H11V174H10ZM60 175H61V174H60ZM78 175H79V174H78ZM224 175H225V174H224ZM254 175H255V174H254ZM8 176H9V174H8ZM18 176H19V175H18ZM58 176H59V175H58ZM123 176H124V175H123ZM139 176H140V175H139ZM152 176H153V175H152ZM154 176H155V175H154ZM14 177H15V176H14ZM21 177H22V176H21ZM239 177H240V176H239ZM12 178H13V177H12ZM165 178H166V177H165ZM227 178H228V177H227ZM234 178H235V177H234ZM234 178H233V181H234ZM179 179H181V178H179ZM186 179H187V178H186ZM213 179H214V178H213ZM215 179H216V178H215ZM217 179H218V178H217ZM48 180H49V179H48ZM162 180H163V179H162ZM166 180H168V179L166 178ZM187 180H188V179H187ZM187 180H186V181H187ZM210 180H212V179H210ZM218 180H219V179H218ZM218 180H217L216 182H219ZM245 180H246V178H245ZM252 180H253V179H252ZM3 181H4V180H3ZM107 181H108V180H107ZM181 181H182V179H181ZM238 181H239V180H238ZM242 181H243V180H242ZM253 181H254V180H253ZM33 182H34V181H33ZM160 182H161V181H160ZM165 182H166V181H165ZM231 182H232V181H231ZM78 183H79V182H78ZM187 183H188V182H187ZM222 183H223V182H222ZM18 184H19V183H18ZM165 184H167V183H165ZM169 184H170V182H169ZM179 184H182V183H179ZM179 184H178V185H179ZM188 184H189V183H188ZM246 184H247V183H246ZM7 185H8V184H7ZM55 185H56V184H55ZM66 185H67V184H66ZM99 185H100V184H99ZM163 185H164V184H163ZM186 185H187V184H186ZM195 185H196V184H195ZM213 185H214V184H213ZM238 185H239V184H238ZM252 185H253V184H252ZM58 186H59V184H58ZM79 186H80V185H79ZM88 186H90V185H88ZM170 186H171V185H170ZM176 186H177V185H176ZM184 186H185V183H184ZM184 186H183V187H184ZM201 186H202V185H201ZM218 186H219V185H218ZM12 187H13V186H12ZM60 187H61V186H60ZM71 187H72V186H71ZM76 187H77V186H76ZM93 187H95V186H93ZM101 187H102V186H101ZM104 187H105V186H104ZM115 187H118V186H115ZM177 187H178V186H177ZM181 187H182V185H181ZM181 187H180V188H181ZM183 187H182V188H183ZM205 187H206V186H205ZM220 187H221V186H220ZM72 188H73V187H72ZM86 188H87V187H86ZM107 188H108V187H107ZM182 188H181V190H182ZM194 188H195V187H194ZM194 188H193L192 190H194ZM207 188H208V187H207ZM225 188H226V187H225ZM5 189H6V188H5ZM48 189H49V188H48ZM78 189H80V187H78ZM105 189H106V188H105ZM118 189H119V188H118ZM184 189H185V188H184ZM204 189H205V188H204ZM222 189H223V188H222ZM222 189H221V191H222ZM7 190H8V189H7ZM61 190H62V189H61ZM74 190H75V189H74ZM100 190H101V189H100ZM202 190H203V188H202ZM205 190H206V189H205ZM210 190H211V189H210ZM210 190H209V191H210ZM235 190H236V189H235ZM56 191H58V190L56 189ZM199 191H200V190H199ZM216 191H217V189H216ZM236 191H237V190H236ZM50 192H51V191H50ZM67 192H68V191H67ZM117 192H118V191H117ZM133 192H134V191H133ZM196 192H197V191H196ZM204 192H205V191H204ZM233 192H234V191H233ZM1 193H2V192H1ZM25 193H27V192H25ZM79 193H80V192H79ZM120 193H122V192H120ZM169 193H170V192H169ZM172 193H173V192H172ZM190 193H192V191H191ZM200 193H201V192H200ZM206 193H208V190H207ZM209 193H211V192H209ZM214 193H215V192H214ZM219 193H220V192H219ZM225 193H226V192H225ZM227 193H228V191H227ZM18 194H19V193H18ZM115 194H116V193H115ZM193 194H194V193H193ZM202 194H203V193H202ZM217 194H218V193H217ZM221 194H222V193H221ZM27 195H28V193L26 194V196H27ZM134 195H135V194H134ZM195 195H197V194H195ZM208 195H209V194H208ZM223 195H224V193L222 194V196H223ZM226 195H227V194H226ZM232 195H233V194H232ZM30 196H32V195H30ZM107 196L109 197V195H107ZM112 196H113V195H112ZM198 196H199V195H198ZM227 196H230V194L227 195ZM238 196H239V195H238ZM259 196H261V195H259ZM27 197H28V196H27ZM157 197H158V196H157ZM177 197H178V196H177ZM181 197H182V196H181ZM217 197H218V196H217ZM232 197H233V196H232ZM234 197H235V195H234ZM4 198H5V197H4ZM32 198H34V197H32ZM35 198H36V197H35ZM35 198H34V199H35ZM55 198H56V197H55ZM58 198H60V197H58ZM62 198H63V197H62ZM174 198H175V196H174ZM182 198H183V197H182ZM203 198H204V197H203ZM207 198H208V197H207ZM207 198H206V199H207ZM238 198H239V197H238ZM238 198H237V199H238ZM1 199H2V198H1ZM28 199H29V198H28ZM66 199H68V198H66ZM75 199H76V198H75ZM77 199H78V198H77ZM122 199H123V198H122ZM168 199H169V198H168ZM168 199H167V200H168ZM183 199H184V198H183ZM183 199H182V200H183ZM217 199H219V198H217ZM235 199H236V198H235ZM237 199H236V200H237ZM243 199H244V198H243ZM19 200H20V199H19ZM39 200H40V199H39ZM59 200H60V199H59ZM96 200H97V199H95L94 202H96ZM220 200H221V199H220ZM232 200H233V199H232ZM232 200H231V203H232ZM240 200H241V199H240ZM1 201H2V200H1ZM27 201H28V200H27ZM84 201H85V200H84ZM116 201H117V200H116ZM130 201H131V200H130ZM187 201H189V200H187ZM190 201H191V199H190ZM194 201H195V200H194ZM196 201H197V200H196ZM209 201H210V200H209ZM234 201H235V200H234ZM32 202H33V201H32ZM49 202H50V200H49ZM86 202H87V201H86ZM114 202H115V201H114ZM128 202H129V201H128ZM216 202H217V201H216ZM222 202H223V201H222ZM225 202H226V201H225ZM252 202H253V201H252ZM3 203L5 204V202H3ZM34 203H36V202H34ZM37 203H39V202H37ZM40 203H41V202H40ZM55 203H56V202H55ZM65 203H66V202H65ZM68 203H69V202H68ZM70 203H71V202H70ZM81 203H82V202H81ZM90 203H91V202H90ZM97 203H99V202H97ZM110 203H111V202H110ZM210 203H211V202H210ZM124 204H125V203H124ZM200 204H201V202H200ZM202 204H203V203H202ZM202 204H201V205H202ZM218 204H219V203H218ZM221 204H222V203H221ZM223 204H224V202H223ZM229 204H230V203H229ZM242 204H243V203H241V205H242ZM249 204H250V203H249ZM11 205H12V204H11ZM39 205H40V204H39ZM39 205H38V206H39ZM57 205H58V204H57ZM59 205H60V204H59ZM103 205H104V203H103ZM116 205H117V204H116ZM129 205H130V204H129ZM174 205H175V204H174ZM182 205H183V204H182ZM206 205H207V204H206ZM206 205H205V206H206ZM227 205H228V203H227ZM232 205H233V204H232ZM12 206H13V205H12ZM64 206H65V204H64ZM66 206H68V204H67ZM74 206L77 207L76 205H74ZM96 206H97V205H96ZM175 206H176V205H175ZM195 206H196V205H195ZM210 206H212V205L210 204ZM222 206H223V205H222ZM243 206H245V205H243ZM9 207H10V206H9ZM60 207H61V205H60ZM85 207H86V206H85ZM187 207H188V206H187ZM239 207H240V206H239ZM247 207H248V206H247ZM253 207H254V206H253ZM258 207H259V206H258ZM1 208H2V207H1ZM4 208H5V207H4ZM12 208H13V207H12ZM22 208H23V207H22ZM62 208H63V207H62ZM78 208H80V207H78ZM113 208H114V207H113ZM143 208H144V207H143ZM194 208H195V207H194ZM201 208H203V207H201ZM212 208H213V207H212ZM220 208H221V207H220ZM233 208H234V207H233ZM236 208H237V207H236ZM249 208H251V207H248V210H249ZM259 208H262V207H259ZM2 209H3V208H2ZM7 209H8V208H7ZM14 209H15V207H14ZM55 209H56V208H55ZM65 209H66V208H65ZM69 209H70V207H69ZM100 209H101V208H100ZM198 209H199V208H198ZM205 209L207 210V207H205ZM209 209H210V208H209ZM222 209H223V208H222ZM224 209H225V208H224ZM243 209H244V208H243ZM256 209H258V208L256 207ZM256 209H255V210H256ZM0 210H1V209H0ZM3 210H4V209H3ZM8 210H9V209H8ZM8 210H7V211H8ZM15 210H17V208H16ZM51 210H52V209H51ZM67 210H68V209H67ZM72 210H73V209H72ZM74 210H75V209H74ZM85 210H86V208H85ZM108 210H109V209H108ZM201 210H202V209H201ZM211 210H212V209H211ZM213 210H214V209H213ZM219 210H220V209H219ZM239 210H240V209H239ZM241 210H242V209H241ZM261 210H262V209H261ZM23 211H24V210H23ZM45 211H46V210H45ZM88 211H89V209H88ZM91 211H92V210H91ZM100 211H102V210H100ZM120 211H121V209H120ZM220 211H221V210H220ZM228 211H229V210H228ZM231 211H232V210H231ZM257 211H258V210H257ZM1 212H2V211H1ZM8 212H9V211H8ZM8 212H7V213H8ZM48 212H49V211H48ZM76 212H77V211H76ZM82 212H83V211H81L80 213L82 214ZM93 212H95V211H93ZM123 212H125V211L123 210ZM131 212H132V211H131ZM199 212H200V211H199ZM211 212H212V211H211ZM223 212H225V210H223ZM234 212H235V211H234ZM2 213H3V212H2ZM17 213H18V212H17ZM17 213H16V214H17ZM19 213H22V214H23V212H19ZM57 213H59V212H57ZM60 213H61V212H60ZM69 213H70V212H69ZM89 213H90V211H89ZM107 213H108V212H107ZM227 213H228V212H227ZM231 213H232V212H231ZM246 213H247V212H246ZM246 213H245V215H246ZM249 213H250V212H249ZM252 213H253V211H252ZM252 213H251V214H252ZM259 213H260V210H259ZM261 213H262V212H261ZM9 214H10V213H9ZM9 214H8V215H9ZM16 214H15V215H16ZM25 214H26V213H25ZM32 214H34V213H32ZM45 214H46V213H45ZM54 214H55V213H54ZM62 214H63V213H62ZM76 214L78 215V213H76ZM76 214H75V215H76ZM85 214H86V213H85ZM90 214H91V213H90ZM95 214H96V213H95ZM141 214H143V213H141ZM209 214H210V213H209ZM218 214H219V213H218ZM220 214H221V212H220ZM222 214H224V213H222ZM225 214H226V212H225ZM235 214H236V213H235ZM8 215H7V217H8ZM12 215H13V214H12ZM93 215H94V214H93ZM108 215H109V213H108ZM125 215H126V214H125ZM128 215H129V213H128ZM137 215H138V214H137ZM150 215H151V214H150ZM215 215H216V214H215ZM227 215H228V214H227ZM247 215H248V213H247ZM247 215H246V216H247ZM253 215H254V213H253ZM260 215H261V214H260ZM263 215H264V214H263ZM40 216H41V215H40ZM40 216H39V217H40ZM53 216H54V215H53ZM59 216H60V214H59ZM64 216H65V215H64ZM102 216H103V215H102ZM112 216H113V215H112ZM118 216H119V214H118ZM118 216H117V217H118ZM122 216H123V215H122ZM138 216H139V215H138ZM147 216H148V215H147ZM217 216H218V215H217ZM220 216H221V215H220ZM251 216H252V215H251ZM257 216H258V213H257ZM4 217H5V216H3V218H4ZM16 217H17V216H16ZM16 217H15V219H16ZM35 217H36V216H35ZM55 217H57V216H55ZM60 217H62V216H60ZM76 217H77V216H76ZM94 217H95V216H94ZM117 217H116V218H117ZM133 217H134V216H133ZM136 217H137V216H136ZM200 217H201V216H200ZM249 217H250V216H249ZM5 218H6V217H5ZM11 218H12V217H11ZM21 218H22V217H21ZM71 218H72V217H71ZM104 218H105V217H103V219H104ZM116 218H114V219H116ZM138 218H139V217H138ZM152 218H153V217H152ZM205 218H206V217H205ZM7 219H8V218H7ZM15 219H14V221H15ZM26 219H28V218L26 217ZM36 219H37V218H36ZM42 219H43V217H42ZM76 219H77V218H76ZM98 219H99V218H98ZM107 219H108V218H107ZM107 219H106V221H107ZM139 219H140V218H139ZM225 219H226V218H225ZM248 219H251V218H248ZM257 219H258V218H257ZM262 219H263V218H262ZM23 220H24V219H23ZM23 220H22V221H23ZM29 220H30V217H29ZM46 220H49V219H46ZM93 220H94V219H93ZM120 220H121V219H120ZM142 220H143V219H142ZM142 220H141L140 222H142ZM154 220H155V219H154ZM245 220H246V219H245ZM12 221H13V220H12ZM12 221H11V223H12ZM18 221H19V219H18ZM18 221H17V222H18ZM27 221H28V220H27ZM106 221L104 222V220H103V222H104L105 224H106ZM146 221H147V220H146ZM252 221H254V220H252ZM17 222H16V223H17ZM36 222H38V221H36ZM36 222H35V223H36ZM65 222H66V221H65ZM111 222H112V221H111ZM148 222H149V221H148ZM8 223H9V222H8ZM14 223H15V222H14ZM16 223H15V224H16ZM22 223H23V222H22ZM45 223L48 224V222H46V221H45ZM63 223H64V222H63ZM87 223H88V222H87ZM92 223H93V222H92ZM107 223H108V222H107ZM112 223H113V222H112ZM118 223L121 224L122 222H121V223L118 222ZM150 223H151V222H150ZM155 223H156V222H155ZM160 223H161V222H160ZM3 224H4V223H3ZM3 224H2V225H3ZM18 224H19V223H18ZM24 224H25V223H24ZM24 224H22V225H24ZM26 224H27V223H26ZM30 224H31V223H30ZM54 224H55V223H54ZM60 224H61V223H60ZM74 224H75V223H74ZM76 224H77V223H76ZM80 224H82V223H80ZM84 224H85V222H84ZM125 224H126V223H125ZM127 224H128V223H127ZM135 224H136V223H135ZM138 224H139V223H138ZM142 224H143V223H142ZM146 224H147V223H146ZM146 224H144V225H146ZM13 225H14V224H13ZM43 225H45V224H43ZM50 225H52V224H50ZM55 225H57V224H55ZM65 225H66V223H65ZM85 225H86V224H85ZM88 225H89V223H88ZM111 225H112V224H111ZM113 225H114V224H113ZM113 225H112V226H113ZM117 225H118V224H117ZM123 225H124V224H123ZM129 225H130V224H129ZM27 226H28V225H27ZM27 226H26V227H27ZM35 226H36V224H35ZM37 226H38V225H37ZM48 226H49V225H48ZM82 226H83V225H82ZM91 226H92V225H91ZM121 226H122V225H121ZM126 226H127V225H126ZM134 226H135V225H134ZM138 226H139V225H138ZM140 226H141V225H140ZM140 226H139V227H140ZM149 226H150V224H149ZM151 226H153V225H151ZM159 226H160V225H159ZM188 226H189V225H188ZM15 227H16V226H15ZM15 227H14V228H15ZM18 227H19V225H18ZM28 227H29V226H28ZM39 227H41V226H39ZM42 227H43V226H42ZM52 227H53V226H52ZM65 227H66V226H65ZM89 227H90V226H89ZM104 227H105V226H104ZM190 227H191V226H190ZM193 227H194V226H193ZM195 227H197V226L195 225ZM198 227H199V226H198ZM200 227H201V226H200ZM33 228H34V227H33ZM35 228H36V227H35ZM43 228H44V227H43ZM71 228H72V227H71ZM73 228H74V227H73ZM78 228H79V227H78ZM100 228H101V226H100ZM144 228H145V227H144ZM151 228H152V227H151ZM162 228H163V227H162ZM209 228H210V227H209ZM4 229H5V228H4ZM59 229H60V228H59ZM59 229H58V231H59ZM88 229H89V228H88ZM92 229H93V228H92ZM102 229H103V228H102ZM102 229H101V230H102ZM147 229H148V228H147ZM149 229H150V228H149ZM152 229L155 230V228H152ZM157 229H158V228H157ZM157 229H156V230H157ZM9 230H10V229H9ZM27 230H28V229H27ZM81 230H82V229H81ZM114 230H115V229H114ZM121 230H122V229H121ZM159 230H160V229H159ZM201 230H202V229H201ZM12 231H13V230H12ZM63 231H64V230H63ZM85 231H86V230H85ZM103 231H104V230H103ZM147 231H149V230H147ZM151 231H152V230H151ZM161 231H163V230L161 229ZM198 231H199V229H198ZM208 231H209V230H208ZM216 231H217V230H216ZM27 232H29V231H27ZM31 232H32V231H31ZM31 232H29V233H31ZM36 232H37V230H36ZM39 232H40V231H39ZM60 232H61V231H60ZM124 232H125V231H124ZM127 232H128V231H127ZM127 232H126V233H127ZM153 232H154V231H153ZM157 232H158V231H157ZM157 232H156V233H157ZM185 232H186V231H185ZM185 232H184V233H185ZM199 232H200V231H199ZM211 232L215 233V231H211ZM217 232H218V231H217ZM16 233H17V232H16ZM18 233H19V232H18ZM20 233H21V232H20ZM49 233H50V232H49ZM90 233H91V231H90ZM162 233H163V232H162ZM205 233H206V232H205ZM47 234H48V233H47ZM56 234H57V233H56ZM58 234H59V233H58ZM72 234H73V233H72ZM100 234H101V233H100ZM120 234H121V233H120ZM186 234H187V233H186ZM190 234H191V233H190ZM209 234H210V233H209ZM20 235H21V234H20ZM29 235H30V234H29ZM43 235H44V234H43ZM75 235H76V234H75ZM82 235H83V234H82ZM90 235H91V234H90ZM7 236H8V235H7ZM40 236H41V235H40ZM47 236H48V235H47ZM49 236H50V234H49ZM56 236H57V235H56ZM73 236H74V235H73ZM102 236H103V235H102ZM125 236H126V235H125ZM158 236H159V235H158ZM20 237H21V236H20ZM43 237H44V236H43ZM52 237H53V236H52ZM80 237H81V236H80ZM80 237H79V238H80ZM88 237H89V236H88ZM154 237H155V236H154ZM164 237H165V236H164ZM164 237H162V238H164ZM168 237H169V236H168ZM192 237H193V236H192ZM231 237H232V235H231ZM25 238L28 239L27 237H25ZM31 238H33V237H31ZM36 238H37V237H36ZM44 238H45V237H44ZM47 238H48V237H47ZM75 238H76V237H75ZM98 238H99V237H98ZM127 238H128V237H127ZM51 239H52V238H51ZM62 239H63V238H62ZM84 239H85V238H84ZM84 239H83V240H84ZM103 239H104V237H103ZM153 239H154V238H153ZM158 239H160V238H158ZM158 239H157V240H158ZM231 239H232V238H231ZM41 240H42V239H41ZM58 240H59V239H58ZM88 240H89V239H88ZM164 240H165V239H164ZM28 241H29V240H28ZM78 241H80V240H78ZM143 241H144V240H143ZM160 241H161V240H159V242H160ZM234 241H235V240H234ZM49 242H50V241H49ZM57 242H58V241H57ZM70 242H71V241H70ZM90 242H91V241H90ZM104 242H105V241H104ZM55 243H56V242H55ZM76 243H77V242H76ZM76 243H75V244H76ZM82 243H83V242H82ZM82 243H81V244H82ZM129 243H130V242H129ZM145 243H146V241H145ZM174 243H175V242H174ZM202 243H203V242H202ZM251 243H252V242H251ZM34 244H35V243H34ZM62 244H63V243H62ZM90 244H91V243H90ZM99 244H100V243H99ZM162 244H163V243H162ZM227 244H228V243L226 242V245H227ZM44 245H46V243H45ZM87 245H88V244H87ZM100 245H101V244H100ZM126 245H127V244H126ZM146 245H148V244H146ZM38 246H39V245H38ZM60 246H61V244H60ZM95 246H96V245H95ZM115 246H116V245H115ZM122 246H123V245H122ZM149 246H150V245H149ZM65 247H66V245H65ZM84 247H85V246H84ZM87 247H88V246H87ZM89 247H90V246H89ZM100 247H101V246H100ZM139 247H140V248L142 247V246H141V243H140ZM161 247H162V246H161ZM239 247H240V246H239ZM32 248H33V247H32ZM42 248H43V247H42ZM42 248H41V249H42ZM63 248H64V247H63ZM97 248H98V247H97ZM132 248H134V247H132ZM43 249H44V248H43ZM88 249H89V248H88ZM90 249H91V248H90ZM136 249H137V248H136ZM234 249H235V247H234ZM240 249H241V248H240ZM29 250H31V249H29ZM70 250H71V249H70ZM76 250H77V249H76ZM76 250H75V251H76ZM106 250H107V249H106ZM116 250H117V249H116ZM121 250H122V249H121ZM124 250H125V249H124ZM134 250H135V249H134ZM145 250H146V249H145ZM227 250H228V249H227ZM85 251H86V250H85ZM127 251H128V250H127ZM154 251H155V249H154ZM159 251H160V250H159ZM241 251H242V250H241ZM245 251H246V250H245ZM106 252H107V251H106ZM118 252H119V251H118ZM228 252H229V251H228ZM238 252H239V249L237 250V253H238ZM24 253H25V252H24ZM33 253H34V252H33ZM42 253H43V252H42ZM63 253H64V252H63ZM79 253H80V251H79ZM79 253H76V254L78 255ZM107 253H108V252H107ZM110 253H111V252H110ZM116 253H117V252H116ZM145 253H146V252H145ZM34 254H35V253H34ZM82 254H83V253H82ZM87 254H88V253H87ZM98 254H99V253H98ZM103 254H104V253H103ZM127 254H128V252H127ZM135 254H136V253H135ZM137 254H138V253H137ZM140 254H141V252H140ZM143 254H144V253H143ZM156 254H157V253H156ZM227 254H228V253H226V255H227ZM242 254H243L242 256H244V253H242ZM245 254H246V253H245ZM83 255H85V254H83ZM88 255H89V254H88ZM115 255H116V254H115ZM123 255H124V253H123ZM128 255H129V254H128ZM150 255H151V254H150ZM159 255H160V254H159ZM229 255H230V254H229ZM20 256H21V255H20ZM44 256H45V255H44ZM44 256H43V257H44ZM107 256H108V255H107ZM119 256H120V255H119ZM125 256H126V255H125ZM125 256H124V257H125ZM130 256H131V255H130ZM130 256H129V257H130ZM132 256H133V255H132ZM136 256H137V255H136ZM141 256L143 257L144 255H141ZM239 256H241V252H240ZM254 256H255V255H254ZM254 256H253V257H254ZM259 256H261V255H259ZM259 256H258V257H259ZM18 257H19V256H18ZM25 257H26V256H25ZM39 257H40V256H39ZM68 257H69V256H68ZM86 257H87V256H86ZM89 257H90V256H89ZM111 257H112V256H111ZM121 257H122V256H121ZM129 257H128V260L131 261L132 259H130L131 257H130V258H129ZM148 257H149V256H148ZM158 257H159V256H158ZM35 258H36V257H35ZM37 258H38V256H37ZM40 258H41V257H40ZM60 258H61V257H60ZM62 258H64V257H62ZM66 258H67V257H66ZM104 258H105V257H104ZM150 258H151V256H150ZM220 258H221V257H220ZM241 258H242L241 260H243V257H241ZM25 259H26V258H25ZM42 259H43V258H42ZM80 259H81V258H80ZM80 259H79V260H80ZM83 259H84V256H83ZM92 259H93V258H92ZM108 259H109V258H108ZM113 259H114V258H113ZM119 259H120V258H119ZM141 259H142V258H141ZM141 259L139 258V260H141ZM147 259H148V258H147ZM152 259H153V257H152ZM152 259H150V260H152ZM158 259H159V258H158ZM245 259H246V258H245ZM21 260H22V259H21ZM30 260H31V259H30ZM34 260H35V259H34ZM40 260H41V259H40ZM66 260H67V259H66ZM76 260H77V259H76ZM94 260H95V259H94ZM103 260H104V259H103ZM122 260H124V259H122ZM139 260H138V262H139ZM150 260H149V261H150ZM239 260H240V259H239ZM239 260H238V261H239ZM253 260H254V259H253ZM25 261H27V260H25ZM52 261H53V260H52ZM125 261H126V259H125ZM247 261H248V260H247ZM255 261H256V259H255ZM27 262H28V261H27ZM31 262H32V261H31ZM42 262H43V260H42ZM78 262H79V261H78ZM92 262H93V261H92ZM126 262H127V261H126ZM128 262H129V261H128ZM138 262H136V263H138ZM143 262H144V261H143ZM240 262H242V261H240ZM43 263H44V262H43ZM70 263H71V262H70ZM99 263H100V262H99ZM108 263H109V262H108ZM111 263H112V262H111ZM114 263H115V262H114ZM116 263H117V262H116ZM124 263H125V262H124ZM129 263H131V262H129ZM132 263H134V262H132ZM136 263H135V264H136ZM247 263H248V262H247ZM255 263H257V262H255ZM35 264H36V263H35ZM44 264H45V263H44ZM62 264H63V263H62ZM68 264H69V263H68ZM78 264H79V263H78ZM81 264H82V263H81ZM142 264H144V263H142ZM237 264H238V263H237ZM240 264H242V263H240ZM250 264H252L251 261H250Z\"/></svg>","mask_w":264,"mask_h":264}]
</instances>
